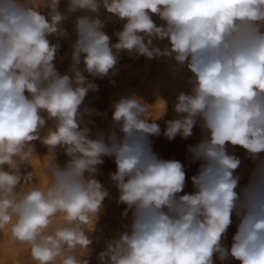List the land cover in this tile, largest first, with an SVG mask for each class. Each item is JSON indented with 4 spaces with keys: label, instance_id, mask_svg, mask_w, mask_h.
Here are the masks:
<instances>
[{
    "label": "clouds",
    "instance_id": "clouds-1",
    "mask_svg": "<svg viewBox=\"0 0 264 264\" xmlns=\"http://www.w3.org/2000/svg\"><path fill=\"white\" fill-rule=\"evenodd\" d=\"M59 4L0 0V234L26 245L35 264H89L86 233L109 196L95 175L102 157H114L110 178L132 222L99 253L100 264H214V257L264 264V0H68V13H88L75 20L71 78L55 68L59 44L48 39L67 35ZM101 6L125 21L115 44L91 15ZM41 8L49 9L48 18ZM153 39L169 44L161 50ZM122 50L169 57L192 74L189 91L174 105L178 118L163 133L187 139L200 122L203 138L188 149L191 162H200L191 194L181 195L183 164L159 158L149 140L161 134L148 118L166 113L163 99L150 106L135 95L122 97L113 105L112 128L96 139L87 124L80 127L81 105L98 90L83 73L115 75ZM41 112L56 121L43 137ZM84 113L99 114L87 107ZM35 140L48 148L44 183L36 182L31 163ZM229 145L255 164L239 191L241 160ZM58 147L69 157L63 167L55 162ZM25 164L33 171L22 175ZM233 215L238 224L229 248L223 240Z\"/></svg>",
    "mask_w": 264,
    "mask_h": 264
},
{
    "label": "rangeland",
    "instance_id": "rangeland-1",
    "mask_svg": "<svg viewBox=\"0 0 264 264\" xmlns=\"http://www.w3.org/2000/svg\"><path fill=\"white\" fill-rule=\"evenodd\" d=\"M67 8L68 0H60L58 10L61 13L65 14L67 17L64 21L61 22L60 27L64 29L67 35L63 38L56 35H50L48 39L51 44H59V51L56 53V57L54 60L55 68L60 74H68L71 78L74 75L70 71L71 65L73 63L71 52H73V45L75 44L77 39V34L75 31V20L79 16L88 15V13L83 11L68 13ZM40 11L46 16V18H48L49 9L41 8ZM91 15L94 18L98 17L101 20L102 16L110 15L111 18H109V22L108 20L102 21L103 23L106 21V24L104 23L105 25L103 31L110 37V43L115 44L117 42L116 40H118L115 33L122 30L125 21L120 20L112 14L107 13L106 9H104L102 6L99 13H93ZM152 19L158 26L164 24V21H162L156 15H153ZM128 55L129 54L127 52L125 53V50L119 53L118 64L115 66V75L110 73L109 75L100 78L93 77L87 72L83 73L88 81H91L98 85L97 91H89L87 93L80 109L83 118V123L80 124V127L83 128L85 124H87V126L91 130L90 138L92 139L98 138V133L107 132L112 128V113L114 111L113 105L122 97L135 95L143 103H146L150 106L154 105L156 102L155 100L151 99V97L144 94V88L142 86L138 85L135 80L130 79L129 70L134 66L138 68L142 67L144 58L139 57L135 60L131 58L130 55ZM138 62H142V64H139ZM79 68L81 70H83L84 68L83 59L81 60ZM85 107L96 110L99 114L88 115L84 113ZM40 114L46 119L45 126L40 130V136L43 137L47 134L49 129L55 128L56 121L55 119H48L46 112H41ZM176 118H178V114L175 115L170 113L169 111H166V113H164L162 117L158 119L150 116L148 118V122L151 123L154 120V122L160 126L161 134L159 136H150L149 140L153 152L159 158L165 160H177L183 164L186 172V184L181 195L191 194L194 192L191 177L197 174L200 162H191L188 149L189 146H194L201 141V139L203 138V133L200 132L199 124L197 122V124L193 127V134L189 138L184 139L181 136L177 135L174 139L169 140L163 134L167 126L166 122L168 120ZM31 143L34 146L35 152V154H33V156L31 157V163L33 168L35 169L36 182L44 183L46 179L44 175V168L47 163V157L45 156L48 155V148L43 143H41L40 140H35ZM102 159L104 163L97 167L95 179L100 181L104 188L109 192V196L106 197L103 201V210L100 213L97 223L95 224L94 230L86 233L89 239L92 241L91 245L89 246V264H100L98 259L99 253L107 250V246L110 241L118 239L123 232L130 231L132 222L131 211L128 212L127 216L122 215L127 206L117 203L119 190L110 178V174L115 173L116 171L114 157H102ZM68 160L69 157L65 154V147H58L56 149L55 162L63 167ZM32 166L30 164L22 165L20 168L21 174L23 175L27 172L33 171ZM4 169L6 171L9 170L7 165L4 166ZM33 182H35V177L33 178ZM232 220L233 222L228 228L226 237L223 240V244L229 248L231 246L232 237L237 230L238 224V220L235 215H233ZM14 256L17 257L22 264H35V261H33L30 257V253L26 245H20L16 242H13L8 234H0V264H10L8 261H10V259ZM214 264H240V262L232 259L231 257L221 262L219 259L214 257Z\"/></svg>",
    "mask_w": 264,
    "mask_h": 264
},
{
    "label": "bare ground",
    "instance_id": "bare-ground-1",
    "mask_svg": "<svg viewBox=\"0 0 264 264\" xmlns=\"http://www.w3.org/2000/svg\"><path fill=\"white\" fill-rule=\"evenodd\" d=\"M101 18H102L101 21L108 20L109 22V18L111 17L109 15V16H102ZM104 23L106 24V21ZM116 41L118 42V40ZM153 41H154L153 45L160 47L161 50H163L169 44L167 39L165 40L153 39ZM126 52L127 51L125 50V53ZM127 53L130 55L131 58L135 60L139 57L144 58L142 67L138 68L134 66L129 70L130 79L135 80L138 85L144 88V94L146 96L151 97V99L155 101L157 99H163L164 101H166V108H167L166 111H169L170 113L177 115V113L174 111V105L176 103L177 96L179 95L180 92L189 91L190 86L187 83V79L192 75L191 72L186 67L182 69H177L175 67V61L169 57H158V58L149 59L144 56H138L135 52L133 53L127 52ZM139 64H142V62ZM198 124H199V130L200 132H202L199 121ZM227 151L230 154H235L241 160V164L239 168L235 171V175H238L240 177L239 186L237 189L239 191V187H243L248 182L249 176L253 168L255 167V164L251 159L248 158L246 151L239 146L229 145L227 147ZM261 156L264 157V154H261ZM8 262L10 264H22L21 261L15 256L12 257Z\"/></svg>",
    "mask_w": 264,
    "mask_h": 264
}]
</instances>
